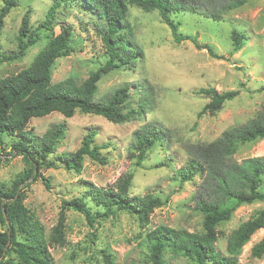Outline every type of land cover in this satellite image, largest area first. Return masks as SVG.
<instances>
[{"label": "rangeland", "instance_id": "374dc122", "mask_svg": "<svg viewBox=\"0 0 264 264\" xmlns=\"http://www.w3.org/2000/svg\"><path fill=\"white\" fill-rule=\"evenodd\" d=\"M52 2L18 0V5L4 18L0 43L5 55L16 50V35L24 12L29 10V22L35 26L43 20ZM126 19L142 56L131 64L104 72L95 97H102L128 84L129 97L124 107L128 120L114 123L103 116L78 111L66 118L52 112L33 117L27 127L35 135H41L51 124L63 123L65 135L59 140L57 153L76 150L85 134L94 130V142L102 146L101 154L106 157V162L86 158L79 173L67 169L58 161L52 167L43 166L41 174L49 180V189L41 178L36 181L27 179L21 186H26L23 203L32 212L46 238L53 233L63 200L82 197L92 213L103 211L86 195V182L110 187L119 176L131 171L134 176L130 195L142 196L150 192L160 197L163 204L150 213L146 222L133 213L118 210L115 215L96 218L93 227L81 213L65 210V243L49 247L53 264H151L147 261L146 236L155 226L163 224L202 231L203 214L193 199L199 177L195 176L180 186L174 176L185 161L187 147L195 142L213 141L225 130L264 114V0H248L217 20L192 12L171 14L170 19L179 22L180 34L195 37L201 46L209 45L220 57H213L205 47L197 48L189 39L176 42L156 10L146 11L131 5ZM60 24H69L72 28L70 45L73 51L54 61L52 82L67 76L81 82L108 58L100 35L102 23L80 4L77 8L62 4L56 11L55 32L59 31ZM232 30L245 34L239 49H234ZM39 34V40L27 49L24 56L1 63L0 75L15 74L29 65L47 42L50 31L41 29ZM140 83L151 88L149 95L140 93L134 87ZM208 87L218 92H239L225 101L220 109L199 114L210 98L198 91ZM140 99L148 106L141 114L136 112ZM147 121L163 124L169 139L163 145L154 146L148 151L146 159L136 165L128 146L133 131ZM16 139L15 136L0 135V185L5 188H9L11 181L29 168L22 155L15 154L11 148ZM253 156H264V138L237 143L233 155L236 162ZM259 190L264 192V174ZM232 204L228 202L227 205ZM261 208H264V201L259 200L238 205L227 221L217 225L220 237L217 249L223 251L232 230ZM263 234L264 227L257 230L242 247L238 255L240 264H264V254L261 258L250 255L251 246ZM105 254L111 255V263L106 260ZM164 256L167 264H195L181 253L166 251Z\"/></svg>", "mask_w": 264, "mask_h": 264}, {"label": "trees", "instance_id": "16d2710c", "mask_svg": "<svg viewBox=\"0 0 264 264\" xmlns=\"http://www.w3.org/2000/svg\"><path fill=\"white\" fill-rule=\"evenodd\" d=\"M248 0H53L43 20L35 26L29 22V10L22 15L16 35V50L5 55L0 43V65L3 61L17 59L25 55L27 49L39 40L41 29L50 31L45 45L37 52L26 67L15 74L0 75V135L15 136L11 148L22 155L29 168L18 174L9 188L0 185V264H53L50 245L65 243V213L72 209L84 215L93 227L95 219L115 215L118 210L135 214L146 222L150 213L163 204V200L153 193L130 195L129 189L133 172L129 171L117 178L110 187H101L86 182V195L102 212L92 213L82 197L63 200L61 211L52 235L46 238L32 212L23 203L24 185L29 178H41L49 189L50 182L41 174L43 166L52 167L58 161L67 169L79 173L86 158L105 163L101 145L94 142L96 132L85 134L81 145L74 151L56 152L59 140L65 135L63 123L51 124L41 135L27 129L33 117H42L58 112L64 117L81 113L100 115L114 123H123L129 117L124 111L129 97L130 86L124 84L96 98L97 85L104 72L124 64H131L142 56V50L130 33L127 19L129 6L135 5L146 11L156 10L166 23L176 42L189 39L197 48L205 47L213 57L209 45L201 46L195 37L178 32L179 22L170 19L171 14L192 12L214 20L220 19L227 11L242 6ZM0 36L4 18L18 5V0H0ZM85 8L92 17L102 23L101 40L105 46L107 60L81 82L67 76L56 82L51 79V67L57 58L68 56L73 51L70 45L72 28L60 24L55 32L56 11L62 6ZM245 34L231 31L234 49L242 46ZM140 93H150V87L142 83L134 86ZM264 89V85L262 86ZM238 90L218 92L212 87L200 88L198 93L209 96L208 103L199 112H211L221 108L223 103L238 94ZM147 104L139 100L137 113L146 111ZM166 127L157 121H147L132 133L128 152L140 165L157 144L163 145L169 135ZM264 138V114L260 113L247 122L225 130L217 139L210 142H195L187 147L184 163L174 173L179 185L199 177L195 185L193 199L195 206L203 214V230L189 231L167 225H157L146 236L148 257L151 264H167L165 252L181 253L195 264H240L238 255L251 236L264 227V208L258 209L245 221L232 230L226 238L225 249L218 250L217 225L227 221L233 210L240 204L264 201V192L259 190L264 174V156H253L236 162L233 158L237 143ZM12 151L10 152V154ZM161 163V162H159ZM233 202L232 205H227ZM5 213V216L3 214ZM6 220L9 221L7 224ZM264 254V234L253 243L250 255L261 258ZM111 263L110 254H105Z\"/></svg>", "mask_w": 264, "mask_h": 264}, {"label": "water", "instance_id": "95a60500", "mask_svg": "<svg viewBox=\"0 0 264 264\" xmlns=\"http://www.w3.org/2000/svg\"><path fill=\"white\" fill-rule=\"evenodd\" d=\"M4 216H5V213L3 212ZM7 224H9V221L6 220ZM2 259V256L0 257V260Z\"/></svg>", "mask_w": 264, "mask_h": 264}]
</instances>
